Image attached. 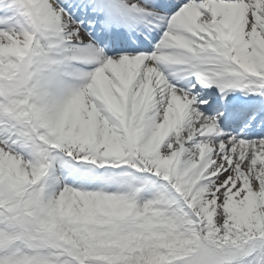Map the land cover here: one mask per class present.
<instances>
[{"label":"bare ground","instance_id":"1","mask_svg":"<svg viewBox=\"0 0 264 264\" xmlns=\"http://www.w3.org/2000/svg\"><path fill=\"white\" fill-rule=\"evenodd\" d=\"M73 1L68 0V4ZM64 2L61 4L64 5ZM168 2L172 12L166 22L174 30L172 35L153 26L151 22L155 18L147 15L127 20L125 24L108 6V17L97 22L93 40L98 35L99 40L108 41L110 32L111 44L118 43V39L127 40L123 35L129 28L127 26H131L134 36L143 32L148 36L158 33L161 38L151 46L150 52H145L150 49L146 44H124L122 52L99 57L107 65L105 82L102 75H94L88 87H97L101 91L105 83L114 87L125 99L127 108L122 119L129 144L133 143L137 128L148 116V124L158 127L165 134V152L170 153L177 147L186 162L194 159L199 179L188 189V195L197 207L207 208L212 213L258 212L260 202L264 206V138L254 136L264 131V111L251 122H246L242 132H238L237 128L227 129L210 113L216 111V105L229 100V91L234 90L230 85L233 82L231 78L247 72L244 64L234 61V57L242 52L247 59L251 48L264 53V0H185L179 9H172L175 4L170 0ZM89 3L90 0L80 1L84 5ZM57 9L48 12L49 22L55 18ZM130 12L127 9L126 13ZM114 22L117 25H113ZM76 31V36L69 37L79 42L83 38L82 31ZM9 46L0 40L1 48ZM9 52H14V49L10 48ZM219 56H223L230 67L227 69L228 76L206 78L203 85L206 91L196 85L195 90H199V94L195 90L181 92L180 86L187 77L193 81V77H199L197 72H220L212 66ZM189 72L192 74L188 75ZM47 79L44 88L48 120L67 125L79 119L85 126L89 125L90 118L81 116L75 101L65 91L64 77L59 75L56 81L51 75ZM54 86L58 93L54 92ZM217 94L223 96L219 101H216ZM134 95L141 108L137 115L130 118ZM208 95L212 98L206 101ZM260 100L264 98H248L247 103H242L244 116L233 124H238L246 114L259 108ZM259 122L261 126H257ZM203 184L209 187L201 188ZM254 192L257 193L256 198ZM246 201L254 205L253 210L245 205Z\"/></svg>","mask_w":264,"mask_h":264},{"label":"rangeland","instance_id":"2","mask_svg":"<svg viewBox=\"0 0 264 264\" xmlns=\"http://www.w3.org/2000/svg\"><path fill=\"white\" fill-rule=\"evenodd\" d=\"M28 1L29 0H21L19 1L18 6H26ZM16 9L17 12L24 10V8ZM11 11L12 9L9 10V12ZM13 17L15 16L13 15ZM2 30L3 27L1 26L0 40L7 41V44L14 43V45H20L23 49L27 47L31 50V55L27 56L21 52L7 54L5 49L0 51V84L2 88L8 90L10 87H18L20 85V79L6 82L3 75L7 74V72L2 69L3 59L8 62H13L16 59L19 60V57L22 61L27 63L28 74L31 76L30 81H33L32 86H34V81H37L41 75V69L47 67L46 62H41L39 57L44 55L45 51H48L49 53V49L32 39L31 35L24 34L27 30V26H24L23 32L18 28H13L11 37H7L8 40L3 37L1 33ZM247 57V59L244 58V55L242 54L239 58L236 57L235 60L241 61L244 64L243 66H246L248 69L264 71L263 52L259 53L257 49L251 48L248 51ZM29 58H31V60L28 62ZM72 90L75 94L80 91V89L77 88H73ZM92 95L93 96L88 95L85 92L80 95L78 100L81 109H86L89 104H91L93 108L98 107L95 93H92ZM106 106L110 107L111 105L106 103ZM149 127L147 128L150 130L153 128ZM61 132L62 131H59L57 134L54 133L55 140H59L57 143L68 138L67 143L71 146L77 144L79 141H91L92 137L96 136V132L93 131V125L91 124V127H86L83 121L74 124L72 129L67 128L65 132ZM158 136L159 143L157 151L153 154L151 159H153L154 162L157 161L168 165V176L166 178L168 181L176 182V189L174 190L172 187H167L166 189H168V193H170L171 196L173 194L177 195L175 196V203L179 206L178 208L181 209L178 213H193L197 220V223H194L193 220H181L180 216L175 217V215L169 218H167L166 215L160 217L163 219L164 224L171 223L172 220H177L174 224L178 227V230L170 235L173 236L172 238L168 235V238L170 239L168 242L164 241L159 244L160 247L163 248L160 249V254H158V251L154 254L152 249H150V247L147 248V245L145 244L148 241L150 234V232L148 234L147 232L160 224L159 216H157L156 213H154L155 219L150 220L147 218L148 213L143 214L138 211V209H140L138 208L140 204H137L136 207H134L128 205V203H113L109 199H106L104 204L98 203V200L94 201L93 205L96 211H92L91 213L87 212L88 207L83 204V201L88 197L94 198L95 194H84V192H82V188L86 187V180L91 181V185H94L96 190L105 186L109 187L112 180L109 177H102L104 171H102V173L98 172L97 162L94 161V163L91 164L85 160H80V157L73 152L69 153L73 156L70 158L71 161H79L82 163L69 166L64 172H62L61 175L67 174V179L69 180L68 183L71 184L72 188H68L69 190L62 191L61 193H58L56 186L52 184V177H54L55 181L58 180L59 177L58 172H56V170L59 171V168L55 165L53 171L51 170V176L50 174L48 176L51 178L50 182L44 175L41 177L42 174L39 170L41 167L35 168L33 171H28L25 164L27 159L24 156H17L20 163L16 161L15 155L10 152H8V156L11 158L5 156L0 158L2 161V163H0V206L3 203H5L6 206V209L0 208V244L4 249L2 252L7 250L8 247L12 245L15 247V245L18 244L14 240L16 225L21 227L25 221L30 223L34 230L37 243L36 252L37 254L40 253V258L43 262L40 264H75L65 260L62 252H64L65 255L78 258L80 264L104 263L106 253H111L113 247L124 252L123 249H125L126 245L129 244L127 248L133 247L137 242L129 243L127 241L129 240V230L125 231L127 228L133 230L132 234L136 240L140 241L139 245L141 246V252L146 256L148 263L150 264H176L174 263L175 259L179 256H183V262H181V264H264L263 202H260L261 206L259 205L258 212L253 213H212L208 211L207 208L203 209L197 207L195 203L191 202L188 195L189 190L187 188L192 186V184L185 186V182L189 177L190 172L193 170L192 161L194 159H190L185 163L183 161V154H181L179 168L183 169L186 167V175L180 180H176L178 169L176 165L173 164V160L177 151L175 150L167 156L164 152L167 148L163 146L164 134L160 132ZM96 142H98V135ZM31 145H33V143L28 144V146ZM142 146L143 148L149 147L148 144L145 143ZM93 147L94 146L92 145L90 149ZM38 148L40 150L43 149L41 146ZM38 148L33 147L32 149L35 151L38 150ZM114 150L121 152L120 148H117L116 146L113 147V151ZM0 151L4 152L5 149ZM146 154L148 155L147 158H150L151 153L146 152ZM56 160L57 157H55V161ZM61 160H63V156L61 157ZM3 168L11 170L10 172H2ZM127 169H130V172H133L130 166H128ZM77 170H81L83 174ZM197 172L198 170H196V174ZM89 174H95V177L88 178L87 175ZM76 177H79V179H76ZM34 178H40V181L37 183L31 182L30 180H33ZM139 179L140 181L138 179L137 181L142 185V188L140 189L136 187L134 188V191L140 192L143 190L145 197L149 200H153L152 202H155L157 186L155 188L154 184L159 185L164 183L165 180L158 178L155 173H148L146 176H139ZM200 187L206 189L209 185H200ZM37 194L45 196L47 202H45L44 206L41 205L37 199ZM256 194L257 193L254 192V198H256ZM56 198L60 199L62 208H58V201ZM169 199L172 201L174 198ZM162 205L167 211L169 210L166 206L167 203L165 204L163 202ZM245 205L249 209H254V205L247 201L245 202ZM176 208L177 206H174L173 210ZM68 212L82 213V218L89 221V225L84 232L75 233L70 230L69 226L64 224V222L71 217ZM19 215H22L20 217H24L23 221L18 220ZM198 223H200V226ZM204 223L210 227L209 232L212 234H210L208 238L211 240L210 242L214 244L215 248L213 250L205 247L202 255H197L195 253L191 254L186 249L189 248V243L193 242L192 239L195 237L193 233L197 231V229L198 231L203 232L201 226ZM140 228H144L147 231L140 234L138 231ZM159 234L162 236L165 233L160 232ZM22 237L24 238V235ZM39 244L51 245L54 247L51 254L54 256L56 262H49V258L45 255L47 254V250H42L40 252L38 250ZM144 244L147 248L146 252L142 249ZM172 246H174L173 249ZM251 255L253 256L250 257ZM23 259L26 258L18 257V260Z\"/></svg>","mask_w":264,"mask_h":264},{"label":"trees","instance_id":"3","mask_svg":"<svg viewBox=\"0 0 264 264\" xmlns=\"http://www.w3.org/2000/svg\"><path fill=\"white\" fill-rule=\"evenodd\" d=\"M129 243V240H127ZM129 245V244H128ZM123 249L124 252L118 250L116 247H113V252L106 253L104 258V263L100 264H150L146 256L141 252V248L134 245L133 247ZM143 251H147V248L142 246ZM112 256V257H110ZM134 256V257H133Z\"/></svg>","mask_w":264,"mask_h":264}]
</instances>
